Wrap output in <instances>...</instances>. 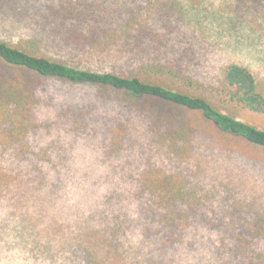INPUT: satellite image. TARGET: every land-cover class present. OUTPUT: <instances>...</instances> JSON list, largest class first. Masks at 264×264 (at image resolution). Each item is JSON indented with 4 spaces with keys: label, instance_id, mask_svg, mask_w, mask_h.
<instances>
[{
    "label": "rangeland",
    "instance_id": "1",
    "mask_svg": "<svg viewBox=\"0 0 264 264\" xmlns=\"http://www.w3.org/2000/svg\"><path fill=\"white\" fill-rule=\"evenodd\" d=\"M27 39L96 72L161 64L214 87L238 63L264 84V0H0V41ZM7 81L33 98L17 126L0 111V135L12 139L0 146V264H82L75 245L104 230L120 257L105 246L95 259L115 264H240L236 248L264 253L263 149L200 114L187 115L185 137H164L163 103L0 61ZM238 118L264 130V115ZM170 217L177 227L164 226Z\"/></svg>",
    "mask_w": 264,
    "mask_h": 264
},
{
    "label": "trees",
    "instance_id": "2",
    "mask_svg": "<svg viewBox=\"0 0 264 264\" xmlns=\"http://www.w3.org/2000/svg\"><path fill=\"white\" fill-rule=\"evenodd\" d=\"M40 52V44L36 39L22 40L16 46L0 41V61L12 72L21 71L42 78L110 87L131 96L136 103L137 99L163 103L171 109L169 119L171 130L163 134L164 137L171 139L183 135L185 137L187 132L190 130L192 132L187 115L200 114L221 132L242 138L264 150V130L238 118L244 111L264 115V84H259L252 71L242 64L229 65L218 86L207 87L182 71L161 64H143L128 74L96 72L68 66ZM32 98V93L24 86L8 81L0 85V111L4 112L5 121L17 126L15 121H22L21 110L32 104ZM4 142L9 146L12 139L0 135V146L5 147ZM168 194L169 191L158 192V195L164 198ZM166 221L164 226L168 228L178 226L175 225L177 223L173 217ZM117 231L113 229L112 234L116 235ZM92 232L85 235L88 238L86 243L82 241V244L75 245L76 250L73 254L80 258L82 264H115L116 260L110 263L106 261L108 256L105 257L106 260H97L95 254L107 246L108 254L120 257L118 245L106 237L107 230ZM241 241L239 239V243ZM223 246L225 248L221 249V253L228 248L226 245ZM37 247L38 244L35 245V248ZM242 250V248L240 251L238 248L235 250V256L243 257L240 264H248V257L252 259L250 264H263L264 253L253 252L248 256Z\"/></svg>",
    "mask_w": 264,
    "mask_h": 264
}]
</instances>
